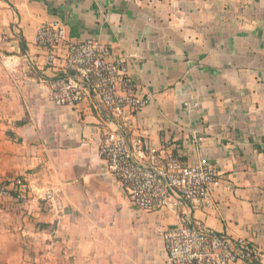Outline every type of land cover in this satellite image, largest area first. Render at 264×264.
<instances>
[{"label": "crops", "instance_id": "0c3cea01", "mask_svg": "<svg viewBox=\"0 0 264 264\" xmlns=\"http://www.w3.org/2000/svg\"><path fill=\"white\" fill-rule=\"evenodd\" d=\"M54 22L126 59L151 98L129 138L212 165L209 207L130 203L100 156L117 120L50 100L60 72L36 39ZM17 178L26 194L0 199V264H169L164 233L181 218L251 242L264 264V0H0V182Z\"/></svg>", "mask_w": 264, "mask_h": 264}, {"label": "built area", "instance_id": "2783aa9c", "mask_svg": "<svg viewBox=\"0 0 264 264\" xmlns=\"http://www.w3.org/2000/svg\"><path fill=\"white\" fill-rule=\"evenodd\" d=\"M36 45L45 53L47 66L60 72L46 82L55 106L87 105L117 120V128L103 136L100 156L136 209L195 211L212 204L220 180L207 161L187 164L174 151L157 150L143 136L129 138L135 117L150 105L151 98L142 94L126 59L113 58L112 49L99 39H71L61 22L41 27ZM11 191L26 194L27 188L18 178L0 182V199ZM45 199L55 203L53 193ZM164 240L169 264H255L262 258L251 242L218 234L200 221L179 219L175 228L164 233Z\"/></svg>", "mask_w": 264, "mask_h": 264}, {"label": "rangeland", "instance_id": "374dc122", "mask_svg": "<svg viewBox=\"0 0 264 264\" xmlns=\"http://www.w3.org/2000/svg\"><path fill=\"white\" fill-rule=\"evenodd\" d=\"M19 66V65H18Z\"/></svg>", "mask_w": 264, "mask_h": 264}]
</instances>
